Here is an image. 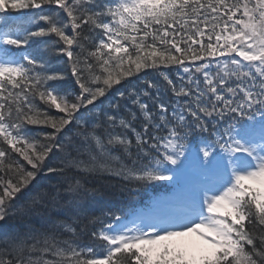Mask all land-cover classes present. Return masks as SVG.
Returning a JSON list of instances; mask_svg holds the SVG:
<instances>
[{"label": "snow or ice", "instance_id": "obj_1", "mask_svg": "<svg viewBox=\"0 0 264 264\" xmlns=\"http://www.w3.org/2000/svg\"><path fill=\"white\" fill-rule=\"evenodd\" d=\"M9 220L0 264H264V0H0Z\"/></svg>", "mask_w": 264, "mask_h": 264}, {"label": "trees", "instance_id": "obj_2", "mask_svg": "<svg viewBox=\"0 0 264 264\" xmlns=\"http://www.w3.org/2000/svg\"><path fill=\"white\" fill-rule=\"evenodd\" d=\"M114 182H115V181H114ZM46 183H48V182L43 183V185L46 184ZM61 218H62V217H61ZM14 226H15V224H14V222L11 221V220H9L6 224L0 222V228H4V229H6V230H8V231H11V229H12Z\"/></svg>", "mask_w": 264, "mask_h": 264}]
</instances>
